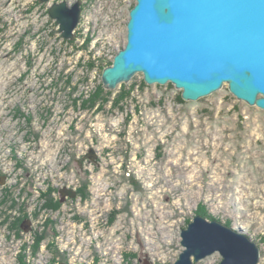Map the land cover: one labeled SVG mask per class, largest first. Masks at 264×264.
<instances>
[{
  "label": "rangeland",
  "instance_id": "1",
  "mask_svg": "<svg viewBox=\"0 0 264 264\" xmlns=\"http://www.w3.org/2000/svg\"><path fill=\"white\" fill-rule=\"evenodd\" d=\"M61 1L77 2L52 3ZM135 4L83 0L70 44L51 4L0 0V264H175L200 204L207 219L255 241L264 264V110L228 85L184 101L174 85H148L142 73L103 107L75 103L105 89L102 72L126 43ZM122 92L131 97L115 108ZM49 185L58 211L41 208ZM17 219L20 231L11 228ZM221 261L216 253L196 264Z\"/></svg>",
  "mask_w": 264,
  "mask_h": 264
},
{
  "label": "water",
  "instance_id": "2",
  "mask_svg": "<svg viewBox=\"0 0 264 264\" xmlns=\"http://www.w3.org/2000/svg\"><path fill=\"white\" fill-rule=\"evenodd\" d=\"M48 13L63 39L75 41L82 2H54ZM138 73L148 85L171 83L184 101L228 85L238 100L264 110V0H136L126 43L103 70L102 82L112 91ZM181 237L184 250L175 264H196L216 253L220 264L260 263L258 244L219 220L198 214Z\"/></svg>",
  "mask_w": 264,
  "mask_h": 264
},
{
  "label": "trees",
  "instance_id": "3",
  "mask_svg": "<svg viewBox=\"0 0 264 264\" xmlns=\"http://www.w3.org/2000/svg\"><path fill=\"white\" fill-rule=\"evenodd\" d=\"M70 44H73L74 42L69 41ZM113 63V61L109 62L105 67L111 66ZM88 67L90 68H94L95 67V61L92 63H89ZM104 67H102L103 69ZM130 92H122L120 95H118V97L114 100V107L117 108L119 107V105L124 104L125 101L131 97ZM112 93L109 91H106L104 88H102V85H99L94 91H92L89 94V97L86 99H77L75 101V103L80 102L82 100V108L83 109H93L94 107H96V105H100V107H103L104 105H106L108 102H110V97H111ZM179 102H183V100L180 98ZM77 105V104H76ZM123 109V107H121ZM21 115V113H20ZM25 116V114H22ZM30 122V121H29ZM90 181L88 178L85 179V181L82 183V187L78 190V193L81 195L83 200H88L91 197V193H90ZM57 193V190L54 189L53 187H51L49 185L48 190L44 193H41V202H42V207L45 211H58L61 206H62V202L55 197V194ZM196 214H200L203 215L204 217L208 218L209 214H208V210L207 207L203 204H200L198 206V209L196 211ZM116 218V215H114V217L111 218L110 223H114ZM10 218H8L9 220ZM20 220V221H19ZM17 219L15 221H13L12 223V229L13 230H19L20 231V224L22 223V219ZM21 222V223H20ZM190 223V220H188V224ZM227 226L231 227V223L227 222L226 223ZM20 235V234H19ZM46 237V232L36 235L35 237V243L32 246V248H34V253L37 254L41 247H42V243L45 240ZM25 249H27V246H25Z\"/></svg>",
  "mask_w": 264,
  "mask_h": 264
},
{
  "label": "built area",
  "instance_id": "4",
  "mask_svg": "<svg viewBox=\"0 0 264 264\" xmlns=\"http://www.w3.org/2000/svg\"><path fill=\"white\" fill-rule=\"evenodd\" d=\"M53 2V1H52ZM61 2H63V1H61ZM68 2V1H67ZM82 2H83V0H82ZM60 3V2H59ZM50 5V4H49ZM51 5H52V3H51ZM81 23L83 24V13L81 14V21H80V25H81ZM80 25H79V27H80ZM78 27V28H79ZM78 28L75 30V35H76V39L77 38H79V37H77V34H78ZM93 36V35H92ZM92 38V37H91ZM91 38H89L88 37V34H87V36L86 37H84V43L83 44H86L85 46H88V45H90L91 44ZM76 41V40H75ZM74 42V41H73ZM113 52H114V50H113ZM106 53V52H105ZM106 57H108V53H106V54H104ZM101 57V56H100ZM97 60V59H96ZM111 61H113V59H111ZM110 61V62H111ZM96 62V61H95Z\"/></svg>",
  "mask_w": 264,
  "mask_h": 264
},
{
  "label": "flooded vegetation",
  "instance_id": "5",
  "mask_svg": "<svg viewBox=\"0 0 264 264\" xmlns=\"http://www.w3.org/2000/svg\"><path fill=\"white\" fill-rule=\"evenodd\" d=\"M77 1H81L82 2V0H77ZM41 5V4H40ZM82 13H83V2H82Z\"/></svg>",
  "mask_w": 264,
  "mask_h": 264
},
{
  "label": "bare ground",
  "instance_id": "6",
  "mask_svg": "<svg viewBox=\"0 0 264 264\" xmlns=\"http://www.w3.org/2000/svg\"><path fill=\"white\" fill-rule=\"evenodd\" d=\"M114 59V58H113ZM168 237V236H167ZM170 237V236H169Z\"/></svg>",
  "mask_w": 264,
  "mask_h": 264
}]
</instances>
